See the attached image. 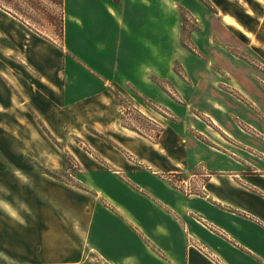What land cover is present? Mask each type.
I'll return each instance as SVG.
<instances>
[{
  "label": "rangeland",
  "instance_id": "rangeland-1",
  "mask_svg": "<svg viewBox=\"0 0 264 264\" xmlns=\"http://www.w3.org/2000/svg\"><path fill=\"white\" fill-rule=\"evenodd\" d=\"M60 1L0 0V7L20 15L49 42L64 46L61 17L68 44L78 30H88L89 21L73 18L77 0H67L63 8ZM123 1L119 7L114 4L118 20L112 21V30L107 27L109 34L94 42L114 45L120 63L139 58L145 65L159 64L160 75L166 76H151L152 87L125 80L111 84L113 120L139 135L127 137L120 147L132 151L130 160L143 150L147 159L154 156L160 174L134 163L117 176L115 169L90 160L91 140H97L99 149L113 142L105 143L104 134L87 123L78 131H66L65 139L44 128L63 163L52 153L53 165H37L33 173V232L48 236L50 251L66 247L59 257L57 252L47 254L45 264H75L71 259L79 249L84 254L76 264H186L185 255L199 239L193 226L201 223L208 207L201 198L205 188L199 192L190 181L205 179L204 166L211 171L229 169L235 153L250 155L264 171V162L257 159L264 160V0H155V8L154 2L144 1L146 6L136 12L131 2L128 8V0ZM224 15L249 35L226 24ZM105 52L106 58L112 55L111 48ZM78 54L88 61L86 52ZM69 71L72 75L71 66ZM89 79L81 72L75 90L92 89L94 84L88 82L86 88L84 82ZM162 131L168 139L156 147L153 142ZM165 159L175 165H162ZM21 198L17 196L18 203L24 202ZM85 233L89 242L75 241L74 236ZM40 245L34 243V256L40 255ZM24 255H3L0 264H26Z\"/></svg>",
  "mask_w": 264,
  "mask_h": 264
},
{
  "label": "crops",
  "instance_id": "crops-1",
  "mask_svg": "<svg viewBox=\"0 0 264 264\" xmlns=\"http://www.w3.org/2000/svg\"><path fill=\"white\" fill-rule=\"evenodd\" d=\"M144 1L154 2L155 8V0H128L126 6L129 8L131 2L132 11L136 12L141 9L138 6H146ZM121 2L124 1L120 0L117 4L114 0H77V11L73 18L80 21L83 16L88 19L89 27L88 30H78L70 44L66 41V27V46L49 42L28 27L20 16L0 7V257L8 255L10 259H15L23 251L26 264H45L47 254L57 252L59 257L66 250L64 246H55L50 251L48 236H37L33 232V173L37 165H53L54 160L49 154H56L48 135L44 133L45 129L57 139H65L66 131H78L82 122L87 123L104 134L105 143L113 142L111 146L106 143L104 149H99L95 143L97 140H91L94 150L89 154L90 160L105 164L109 170L115 169L111 171L117 176H121L123 169H129V165L134 163L152 175L160 174L154 156L147 159L143 156V150L130 160L127 155L132 151L120 147L119 144L126 142L127 137L137 133L123 127L120 121L113 120L116 108L111 84L125 80L152 87L151 76L158 79L166 76L160 75L159 64L145 65L139 63V58L120 63L114 45L105 47L94 42L104 32L109 34L107 27L110 26L112 30L113 22L118 20L114 4L119 7ZM223 20L249 35L230 15H224ZM108 48L112 49V55L106 58L104 54ZM82 51L87 53L88 61L81 60L82 55L78 53ZM69 66L72 67V75ZM81 72L90 77L84 80L87 82L86 88L88 82L94 84L92 89L88 88L83 93L75 90ZM120 76L126 78L120 80L117 78ZM152 92L157 93L155 89ZM165 131L153 142L154 146L166 143L168 138L164 135ZM95 149L100 150L99 154ZM235 155L229 161L231 169L211 171L204 166L205 179L189 180L199 192L202 191L201 187L205 188L206 192H202L201 198L208 207L202 212L201 223L196 222L193 226L197 239L199 237L205 244L198 239L195 247H191L187 253L188 257L185 255L186 264H264V171L250 160V155ZM57 157L62 165V156ZM85 164L87 166L88 163ZM161 164H169L170 167L175 165V161L171 163L165 159ZM86 173L89 178L88 168ZM18 195L23 196L21 199L24 202L18 203ZM23 209V218H17ZM90 218L85 221L86 229L90 225ZM34 236L37 238L34 239ZM74 239L80 243L85 240L89 242L86 233L84 236L76 235ZM61 241L65 243V240ZM36 242L42 244L38 256L33 254ZM83 252L79 249L78 256L72 258L71 262L78 263Z\"/></svg>",
  "mask_w": 264,
  "mask_h": 264
},
{
  "label": "trees",
  "instance_id": "trees-1",
  "mask_svg": "<svg viewBox=\"0 0 264 264\" xmlns=\"http://www.w3.org/2000/svg\"><path fill=\"white\" fill-rule=\"evenodd\" d=\"M60 5H61V7L63 8V6H64V0H61L60 1ZM18 15V14H17ZM18 16H20V15H18ZM21 17V16H20ZM21 19H22V17H21ZM22 21H24V20H22ZM25 22V21H24ZM60 37L63 39L64 38V32H65V21H64V19L61 17V19H60ZM127 127V126H126ZM131 129V128H130Z\"/></svg>",
  "mask_w": 264,
  "mask_h": 264
}]
</instances>
